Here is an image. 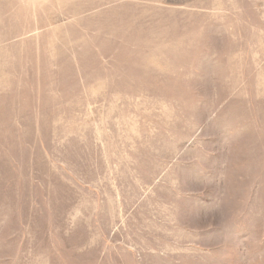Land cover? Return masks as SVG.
Wrapping results in <instances>:
<instances>
[{
    "label": "rangeland",
    "instance_id": "374dc122",
    "mask_svg": "<svg viewBox=\"0 0 264 264\" xmlns=\"http://www.w3.org/2000/svg\"><path fill=\"white\" fill-rule=\"evenodd\" d=\"M0 264H264V0H0Z\"/></svg>",
    "mask_w": 264,
    "mask_h": 264
}]
</instances>
